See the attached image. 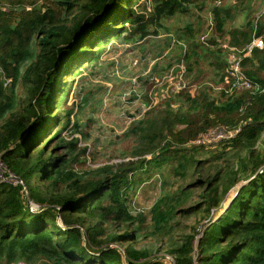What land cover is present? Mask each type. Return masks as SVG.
<instances>
[{"label": "trees", "instance_id": "obj_1", "mask_svg": "<svg viewBox=\"0 0 264 264\" xmlns=\"http://www.w3.org/2000/svg\"><path fill=\"white\" fill-rule=\"evenodd\" d=\"M6 1L25 6L0 7V162L19 180L0 181V264H264V91L231 89L228 63L254 35L264 38V14L248 10L232 25L238 5L223 0ZM192 4L214 23L207 41L206 23L176 28L188 86L162 90L122 134L132 142L122 161L77 169L89 147L80 146L75 107H65V80L113 39L157 35ZM242 67L264 86V49L243 55ZM239 126L214 146L200 142L213 128ZM156 177L161 195L134 213L132 195ZM171 177L183 183L172 190ZM146 239L162 241L164 254Z\"/></svg>", "mask_w": 264, "mask_h": 264}, {"label": "rangeland", "instance_id": "obj_2", "mask_svg": "<svg viewBox=\"0 0 264 264\" xmlns=\"http://www.w3.org/2000/svg\"><path fill=\"white\" fill-rule=\"evenodd\" d=\"M44 1L46 0H38V3ZM223 3L238 5L236 7L238 14L236 20L231 21L232 25H238L248 10H257L256 17L261 12L264 14V0H223ZM23 6H25L24 3L0 0V7H6L4 9L20 11ZM190 7L189 12L178 13L175 17L164 21L167 29H160L161 31L157 35L153 34L141 40H127L122 36L113 39L104 48L98 61L82 65L74 77L65 78L67 81L64 79L70 88L65 107L67 109L75 107L72 122L79 123L86 135V138L80 141V146L89 147L85 163L76 165L77 169H80V166L95 167L108 162L122 161V158L118 156L129 151L132 145L131 139H122V134L129 129L134 121L142 118L154 103L164 99L162 90L165 91L169 81L165 80V77L172 70L174 76L178 75L180 73L179 65L185 62L182 59V54L186 50L183 44L187 42L180 39L176 28H183L189 22L201 25L206 23L207 28L208 22L212 18L211 14L207 13L208 9L201 11L194 4ZM206 28L203 32L207 30ZM203 29L204 27H202ZM166 68L167 70L171 68V70L167 73ZM155 70L157 72L153 73ZM155 76L159 78L163 76V78L149 92L154 84ZM163 79L164 82H162ZM148 92L151 98H148ZM155 92L158 93L154 96ZM64 135L71 138L72 132H65ZM75 135L82 138L80 133ZM200 142H203V139ZM257 146L264 149V136L258 141ZM5 172L6 168L0 162V181L19 182L15 175L11 174L10 177H7ZM171 181L172 190L183 183V180L173 177H171ZM241 183H246V181ZM238 186L230 190L223 202L224 206H228L235 198ZM161 193V177L153 178L149 183L141 185L132 195L131 208L133 212L144 211L147 213ZM34 207L39 209L38 205L31 203V208ZM215 213L216 211L213 214L215 215ZM198 219L199 216L192 215L186 224L190 227V224ZM58 222L61 223V220L58 219ZM109 224H114V222L110 221ZM142 244L152 247L155 250V256L160 257L164 254L161 252L162 250L158 251L159 246L163 245L160 240L146 239ZM163 260L169 262L171 259L168 257Z\"/></svg>", "mask_w": 264, "mask_h": 264}, {"label": "built area", "instance_id": "obj_3", "mask_svg": "<svg viewBox=\"0 0 264 264\" xmlns=\"http://www.w3.org/2000/svg\"><path fill=\"white\" fill-rule=\"evenodd\" d=\"M263 12L258 14V17L262 15ZM213 20H209V26L207 30L202 34L201 39L204 41H207L213 31ZM185 49L187 45L183 44ZM254 48L264 49V38L263 36H253L252 41L244 48V49H237L236 51H232L229 54L228 57V63L230 65L229 67V75L232 77V85L231 89H237V90H249L252 93L257 92H263L264 86H262L259 82L251 80L244 72L242 67V59L243 55H249ZM180 67V73L176 76L173 74V70L170 71V73L165 77V80H169L166 84L165 91H177L183 88H186L188 86L187 81L185 80V72H186V66L182 62V64L179 65ZM163 79L162 82L165 81ZM230 90V89H229ZM228 91V90H227ZM241 129V126L238 128L232 129V128H226V127H216L214 129L209 130L204 136H203V142H207L208 144H216L221 140H224L229 137L235 136L239 130ZM205 142V143H206ZM34 211L38 210V207L32 208ZM13 264H26L24 261H19L17 263Z\"/></svg>", "mask_w": 264, "mask_h": 264}, {"label": "crops", "instance_id": "obj_4", "mask_svg": "<svg viewBox=\"0 0 264 264\" xmlns=\"http://www.w3.org/2000/svg\"><path fill=\"white\" fill-rule=\"evenodd\" d=\"M244 17H245V16L243 15V19H244ZM243 19H241V21H243ZM241 21H240V23H242ZM240 23H239L238 25H240Z\"/></svg>", "mask_w": 264, "mask_h": 264}, {"label": "bare ground", "instance_id": "obj_5", "mask_svg": "<svg viewBox=\"0 0 264 264\" xmlns=\"http://www.w3.org/2000/svg\"><path fill=\"white\" fill-rule=\"evenodd\" d=\"M61 217V216H60Z\"/></svg>", "mask_w": 264, "mask_h": 264}]
</instances>
